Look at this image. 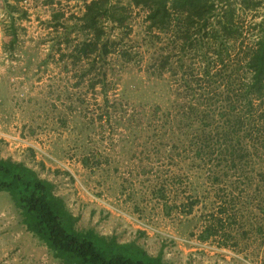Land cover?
<instances>
[{"label":"rangeland","instance_id":"rangeland-1","mask_svg":"<svg viewBox=\"0 0 264 264\" xmlns=\"http://www.w3.org/2000/svg\"><path fill=\"white\" fill-rule=\"evenodd\" d=\"M49 2L28 0L17 9L14 42L10 21L4 26L0 51L37 53L33 62L38 71L33 74L41 84L34 91L23 89L19 96L23 115L33 114L32 134L27 130L25 134L0 133V158L22 162L51 181L68 210L80 216L78 229L112 233L120 243L136 241L152 256L162 248L169 264H264V238L256 232L264 222L262 190L254 185L255 191L248 192L245 187L246 177L261 179L263 152L246 157L236 169H226V156L221 155L224 142L212 130L205 136L204 161L196 157L201 136L198 120H208L223 109L228 101L226 79L232 77L230 89L235 91L241 87L242 74L233 75L230 65L219 66L211 70L218 74L217 80L199 79L201 71L197 61L190 62L191 53L184 56L179 68L181 53L172 35L147 33L144 11L131 8L130 32L118 43L131 53L132 60L125 62L117 53L109 55L91 74L94 80L104 75V91L100 85L90 88L89 76L80 80L85 62L44 58L67 55L81 39L77 30L67 35L63 27H70V17L81 15L83 3ZM109 32L114 40L117 32ZM65 37L72 42L66 44ZM255 38L254 33L244 36L234 52L244 54ZM160 57L169 58L161 74L151 66ZM56 63L57 70L53 69ZM218 84L219 89L215 88ZM7 93L0 89L3 96ZM208 123V128H215V121ZM249 133L254 145L264 147L255 128ZM11 136L26 144L10 140ZM72 159L84 164L82 171H74L77 179L66 168ZM212 173L223 176L220 186L214 184ZM189 199L197 204L187 214L183 205ZM218 206L225 210L220 237L199 241L197 235ZM129 217L144 221L150 229H137ZM140 232L144 235L138 237ZM57 261L25 230L10 197L0 192V264H59Z\"/></svg>","mask_w":264,"mask_h":264},{"label":"trees","instance_id":"trees-1","mask_svg":"<svg viewBox=\"0 0 264 264\" xmlns=\"http://www.w3.org/2000/svg\"><path fill=\"white\" fill-rule=\"evenodd\" d=\"M83 13L72 16L70 27L64 26V33L77 30L81 39L75 41L67 55L73 64L85 62L87 68L80 75V80L88 77L90 88L101 86L104 91V75L94 80L91 75L97 65L117 53L125 62L132 60L127 50L119 47V43L130 32L128 20L131 8L144 11L145 31L160 34H171L172 42L177 44L180 66L183 67L184 56H193L190 62L197 61L201 71L199 79L217 80L218 74H211L217 67L230 65V72L242 74L241 87L233 91L232 77L226 79L225 98L228 100L214 113L210 119L198 120L200 145L196 157L204 161L205 136L212 130L222 138L226 169L234 168L251 158L252 154H260L264 147L254 145L250 141L252 128L264 140V5L260 0H80ZM51 3V0L50 2ZM262 11L260 15V11ZM10 15L17 9H8ZM249 14V19H245ZM260 18L257 21V18ZM245 22V23H244ZM12 41L16 39V28L13 18L8 25ZM109 31H116L114 40ZM254 33L256 41L242 55L234 52L235 44L241 46L243 37ZM65 43H70L65 37ZM173 46V47H174ZM193 54V55H192ZM236 57L231 59V57ZM61 59L64 55L59 56ZM194 58V59H193ZM169 64L168 57L154 60L152 68L161 74ZM99 69V68H98ZM173 74L175 72L173 71ZM92 76V77H90ZM185 79V77H183ZM187 83V82H186ZM215 88L219 89L218 84ZM229 89V90H228ZM191 112L195 111L189 105ZM222 112V113H221ZM215 121V128L207 126ZM208 128V129H206ZM229 139V141H227ZM259 152V153H258ZM222 177L218 173L211 174L216 186H220ZM260 180L253 175L246 177L245 187L254 192L255 185L261 188L264 200V169L258 173ZM253 188V189H252ZM0 192L10 197L14 207L19 211L21 223L25 230L35 236L59 264H169L163 259V250L149 255L136 241L120 243L114 235L104 236L93 228L78 229L79 216L73 215L64 200L56 195L55 185L40 178L38 173L22 162L10 158H0ZM264 202V201H263ZM196 201H189L183 207L190 214ZM264 212V205H263ZM224 209L218 206L210 215L211 220L197 235V239L205 242L219 238L223 227ZM168 214V212H166ZM264 221V220H263ZM252 225V224H251ZM257 234L264 238V222L257 227ZM144 233H138V237ZM219 236V237H218ZM224 246L225 243H222Z\"/></svg>","mask_w":264,"mask_h":264},{"label":"crops","instance_id":"crops-1","mask_svg":"<svg viewBox=\"0 0 264 264\" xmlns=\"http://www.w3.org/2000/svg\"><path fill=\"white\" fill-rule=\"evenodd\" d=\"M82 13H83V8L81 10V14ZM15 53L17 54V57L15 58L14 64L12 66L11 65L7 66L3 64L2 62H0V79L2 78L1 79L2 83H0V89L2 90L6 89L8 92L7 93L8 96L6 97L3 96V94H0V133L2 132L3 133H15L16 132V133L21 134V132H23V134H25L24 131L27 130L29 134H32L33 131L31 128H32L33 119H34L33 114L30 113V114H26V116L23 115L22 107H21V100L19 96L21 95V91L23 89L34 91L38 89V86L41 84V80L39 81L36 78V76L34 77V74H33L34 71H38V69H36V66L33 62L38 59V54L32 51L30 53H23L20 50L18 51V49ZM0 54H1V51H0ZM60 55H64V54L63 53L59 54L56 57H54L53 55L50 57L49 55H46L44 58L45 59L60 58L59 57ZM67 55H64L63 58L65 57L69 58ZM56 67H59V63H56L53 66V69H56ZM24 76L29 78V80L25 81ZM16 91H18V93H16ZM31 109L32 107L29 108V110ZM56 135L57 134H55V136ZM31 146L33 148H37L36 145L32 144ZM67 165L68 167L66 168L68 169L71 176L74 179H77L78 176L75 174L74 171H82L84 164L81 163L80 160L76 162L74 159H72L67 162ZM103 235L104 236H111V235L116 236L115 234H112V233L107 234V235L103 234Z\"/></svg>","mask_w":264,"mask_h":264},{"label":"built area","instance_id":"built-area-1","mask_svg":"<svg viewBox=\"0 0 264 264\" xmlns=\"http://www.w3.org/2000/svg\"><path fill=\"white\" fill-rule=\"evenodd\" d=\"M28 4V0H0V46L3 45L4 42V26L10 21V18H14V13L12 15L9 14L8 9L9 8H16L24 7ZM17 50H2L0 54V62H2L5 65H13L14 60L17 57V54L15 53ZM10 140L22 144H26L25 141L19 139V137H8ZM118 211V210H115ZM129 220L135 225V227L141 231L147 232L150 228L149 226L142 220L138 218L129 217Z\"/></svg>","mask_w":264,"mask_h":264}]
</instances>
